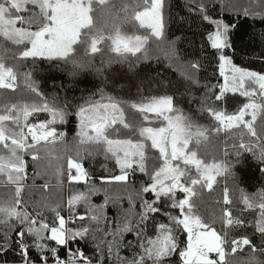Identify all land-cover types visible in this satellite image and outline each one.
<instances>
[{"label":"snow or ice","instance_id":"snow-or-ice-1","mask_svg":"<svg viewBox=\"0 0 264 264\" xmlns=\"http://www.w3.org/2000/svg\"><path fill=\"white\" fill-rule=\"evenodd\" d=\"M195 7L198 16L214 26V30L207 32V41L215 50L213 56L222 78V83L215 86L219 91L214 100L213 86L200 83L203 63L192 60L184 64L176 47L179 37L176 40L167 38L169 0H0V38L14 46L13 49L3 48V52L11 51L9 58L17 61L8 64L5 56L0 55V90L16 93L23 77L25 88L34 94L31 100L15 101L0 95V183L11 186L6 195L0 197V229H3L0 264H9V252L19 257L16 264H49L48 253L53 264H93L82 250L72 251L68 247L70 242L88 237L100 241L95 245L97 250L101 243L105 244L109 257L115 249L119 264H173L170 260L173 256L179 257L180 264H228V255L244 246H250L253 253L248 264H264V259H260L264 256V191L255 196L240 197L245 209L258 210L255 230L260 234V245H254L247 236L230 238L228 229L242 226L244 222L234 218L227 207L219 218L213 215L211 219H205L194 203V197L200 195L197 185L211 192L218 177H227L230 173L235 176L234 166L226 161L205 162L198 155L202 144L208 143L213 135L224 133L239 141L231 145L239 162L241 150L255 154L254 140L246 143L245 136L264 139L257 131L258 120L264 129V72L237 66L226 51L233 49L232 37L248 18L264 25V0H257L259 11L233 6V10L245 18L241 23L214 19L203 2L196 3ZM152 41L158 49L164 50L169 67L179 64L191 69L182 75L191 87H204L205 91L199 97V111L207 113L215 126L194 120L174 103L173 95H156L151 89H145L139 66L153 59ZM97 54L101 55L100 65L95 63ZM105 54L107 58H104ZM27 61L32 62L33 68L39 62L62 68L72 80L87 73L100 82L94 91L79 97V102L67 97L61 100L56 94L49 98L40 90L32 71H20L25 66L20 62ZM114 64L126 65L127 71L123 74L112 72L109 76ZM160 86L165 85L161 83ZM133 89L136 99L125 98L123 92ZM227 94L233 97L238 94L246 102L240 106L234 100L233 111L229 113L215 103L226 102ZM129 109L133 111L132 121L135 122L129 120ZM40 113H46L47 118L30 123V118L37 119ZM69 115L78 120L74 155L67 149L66 132L55 127L65 124ZM124 131L130 135L123 137ZM58 145L64 146L63 154L58 152ZM149 147L159 153V164L153 166L152 171L147 166V161L153 158L149 155ZM97 155L114 161L119 169L118 175L100 177L102 186L121 183L127 190L129 177L136 171L148 176L150 181L142 183L139 190L134 189L141 198V211L129 214L125 210L123 222L114 230L91 227V224L99 226L107 219L104 209L110 199L106 195L100 205L91 201V195L102 190L107 193V188L91 183V175L83 164L86 158ZM224 156H229L227 147ZM26 157L37 166L42 160L48 161L46 168L32 176L31 186L27 183ZM259 158L264 162V145L260 148ZM52 160L57 161L53 174L58 185L64 182L65 165L70 184L88 182L85 191L76 190L68 198L67 220L61 215L62 198L42 197L33 201L30 194L25 197L26 189L30 193L31 187L36 186L37 177L43 179L49 175ZM37 187L48 191L49 183L46 181ZM177 192L183 193V198L176 200ZM146 193H152L154 199L143 198ZM161 197L172 201L171 208L179 209V216L164 213L168 223H157L152 215L161 211ZM129 203L132 204L131 197ZM80 204L85 207L90 223L66 227L68 221L73 224L85 221V215L74 216L76 206ZM223 204H233L226 186ZM44 211L53 215L45 217ZM218 222L223 225L219 231L214 227ZM150 228L154 229V235H149ZM181 229L186 234V241L180 239ZM101 231L104 237H97L96 233ZM13 232L17 239L10 243ZM126 233L134 234L135 243L124 244ZM26 236L32 238L31 244ZM45 240L54 241L56 246L43 243ZM228 245L231 246L230 253ZM58 247L68 250L67 260L58 255ZM121 247L138 248L139 251H133L131 258H125L119 254ZM30 248L39 253L38 260L31 258Z\"/></svg>","mask_w":264,"mask_h":264},{"label":"trees","instance_id":"trees-1","mask_svg":"<svg viewBox=\"0 0 264 264\" xmlns=\"http://www.w3.org/2000/svg\"><path fill=\"white\" fill-rule=\"evenodd\" d=\"M205 3L208 6V12L214 19H223L225 22H237L241 23L245 21L242 15H238L237 11L233 10V6L236 9L242 10L245 7L250 8L252 11H259L257 8V0H169V13L166 16L167 21V38L169 40H176L179 37V41L176 45L180 52L181 59L184 64L188 61L200 60L203 63V68L200 70V83L201 85L213 86V97L218 94V87H215L219 83H222V78L219 77L218 70L216 68V62L213 56L215 50L211 49L209 42L207 41V32L214 30V26L209 25L207 21H204L202 17H199L196 10V3ZM189 8L192 11H189ZM19 26V25H18ZM35 28V26H33ZM131 31V29H126ZM141 32L143 30H140ZM233 39V49H228L227 54L232 57L233 62L240 67L247 68L249 70H254L258 72H264V25L260 23L259 20H253L248 18L244 26L240 28L239 31L235 32L232 37ZM13 49L14 46L9 42L3 41L0 38V55L5 56L8 64H15L17 61L10 59L12 52H3V48ZM152 49L151 56L153 59L149 60L147 63H142L139 66V71L141 76L145 80V89H151L152 94H171L174 96V103L181 107L186 114H189L194 120L200 124L207 126H215V122L207 113H201L199 111L200 100L199 97L204 93V87H191L188 82L184 79L182 72L191 71L186 67H181L179 64H173V66H168V61L164 57V50L158 49L156 47L155 41L150 44ZM107 58V54L105 57ZM158 58V59H157ZM101 55L97 54L95 58V63L100 65ZM24 63L25 66L20 69L21 72L32 71L34 78L37 80L40 86V90L47 97H51L56 94L61 100L67 97L70 101L79 102V97L82 95H87L89 92L95 90V87L99 84V80L91 74L85 73L76 80H72L62 68L54 67L47 62H39L33 68L32 62H20ZM127 71L126 65L114 64L108 74L111 76L112 72L125 73ZM149 81H152L149 83ZM161 83L165 86H160ZM135 89L132 92L125 90L123 95L125 98L136 99L134 95ZM191 93V94H190ZM0 95H7L10 100H31L34 98V94L28 92L23 84V77L20 78L19 88L16 93L5 92V90H0ZM195 97V98H194ZM98 98V97H97ZM238 101L239 105L242 106L246 102L245 98L239 97L236 94L233 97L231 94H227L226 102L218 101L215 102L216 105L222 106L229 113L233 111V101ZM74 111V110H73ZM138 115V114H137ZM133 116V111L128 110V117L131 122ZM46 113L37 114V119L30 118V123L39 122L40 120L46 119ZM250 117H246L249 119ZM261 121L257 122V131L264 137V129L261 128ZM58 131L66 132V142L69 154L74 155L76 137L75 133L78 130V120L74 115H69L67 122L63 125H55ZM130 135L127 131L122 132L123 137ZM30 139V138H29ZM227 140V144H225ZM249 140H254L256 148L254 149L255 154L252 152L243 153L240 161L237 162L235 157V150L232 149L231 145L233 143H238V140H233L231 137L226 136L224 133H220L218 136L213 135L210 141L206 144H202L199 148L198 155L205 162H227L232 164L233 174H229L227 177H220L214 184V188L211 192L207 189H201L199 185L196 186L200 195L194 197V203L196 205L197 212L205 219H211L213 215L219 218L222 215V210L227 207L233 213L234 218L242 220L244 223L242 226H237L228 229L231 239H241L247 236L253 241L254 245H260L261 239L260 234L255 230V220L258 217V210H247L240 200L241 195L255 196L261 191H264V162H261L259 158V151L262 145H264V139L255 140L245 136V142ZM190 147H193L190 145ZM227 147L229 156H224V149ZM58 152L63 154L64 146H57ZM150 158L147 161V166L149 171H152L153 166L159 164L158 156L159 153L156 150H152L149 147ZM28 161V185H32V176L36 171L42 170L47 167L48 161L42 160L37 166L35 162L31 161L30 157H26ZM52 167L48 168L49 175L45 178L37 177L35 180V185L31 187L30 193L26 189L25 197L27 198L30 194V198L33 201H39L42 197H49L51 200L63 199V208L61 210V215H63L66 220L68 218V208L67 200L70 195L76 191H85L87 186L86 182H81L79 184H70L67 180V170L65 165V175L63 177V184L58 185L56 177L53 174L56 167L57 161L52 160ZM85 169L91 175V183L101 187L100 177H108L112 175H118L119 169L112 160H105L102 155H97L94 158L88 157L83 160ZM193 175L195 174L194 169L191 170ZM49 183V190L45 191L42 186L45 182ZM149 182V177L136 171L134 175H130L128 183V188L121 183L105 184L102 187L107 188V193L103 190L91 195V201L94 205H100L104 203L105 196L107 195L109 203L104 209V213L107 219L103 224L97 226L96 224H91L94 229L100 227L104 230H114L118 223L123 222V215L125 210L129 214H136L141 211V198L136 195L135 190H139L142 183ZM225 186L229 189V196L233 201L232 205L225 206L223 204V193ZM11 186L0 183V197H4L9 191ZM183 193L177 192L175 199L179 200L183 198ZM129 197L132 199V204L129 203ZM145 199H154L152 193L143 194ZM219 201V203H217ZM171 200L166 197H161L159 202V207L161 211L152 214L155 217V222L168 223V217L164 215L165 212L171 213L172 215L179 216V209L171 208ZM134 205V207H133ZM31 211V209H29ZM53 214L48 211H44L45 217H51ZM85 215V221H77L75 224L68 221L67 227H77L81 224L87 226L90 222L88 221L86 209L80 204L76 206L74 216ZM151 223V221H150ZM217 230H221L223 225L217 223L214 225ZM154 229H149V235H154ZM12 240L10 243H14L16 233L13 232ZM48 235V234H46ZM97 237H104V232H97ZM105 239H111V237H105ZM181 241H186V234L182 233L180 235ZM26 240L29 244L32 243V238L26 236ZM3 241V229H0V242ZM129 241L135 243V236L133 233H126L124 235V244L127 245ZM100 241H92L90 237L86 240L72 241L69 243V248L72 251L80 249L84 254L89 257L93 264H119L114 254L109 257L107 254L106 245L101 243L100 250H97L96 244ZM43 243L49 246H54L55 242L50 240H45ZM227 251L231 252V246L228 245ZM68 250L60 247L59 256L63 259L65 258L66 252ZM133 251L138 252V248L133 247H121L119 249V254L121 257L131 258ZM30 255L33 260H38L39 253L34 249L30 248ZM253 255L250 246H244L243 249H238L235 254L228 255V264H248L250 257ZM259 255V254H257ZM49 264H53L51 254L48 253ZM9 264H16L19 257L13 252H9L7 255ZM260 259H264V256H260ZM173 264H180L179 257L173 256L170 258Z\"/></svg>","mask_w":264,"mask_h":264},{"label":"built area","instance_id":"built-area-1","mask_svg":"<svg viewBox=\"0 0 264 264\" xmlns=\"http://www.w3.org/2000/svg\"><path fill=\"white\" fill-rule=\"evenodd\" d=\"M73 172H74V170H73ZM60 254V249H59V251H58V255ZM67 257H68V251L66 252V255H65V258H63L64 260H67Z\"/></svg>","mask_w":264,"mask_h":264},{"label":"rangeland","instance_id":"rangeland-1","mask_svg":"<svg viewBox=\"0 0 264 264\" xmlns=\"http://www.w3.org/2000/svg\"><path fill=\"white\" fill-rule=\"evenodd\" d=\"M245 100H246V99H245ZM218 178H220V177H218ZM67 225H68V224H66V227H67ZM54 246H56V245H54ZM59 249H60V247H58V251H59ZM210 255L214 256L215 254H210Z\"/></svg>","mask_w":264,"mask_h":264},{"label":"flooded vegetation","instance_id":"flooded-vegetation-1","mask_svg":"<svg viewBox=\"0 0 264 264\" xmlns=\"http://www.w3.org/2000/svg\"><path fill=\"white\" fill-rule=\"evenodd\" d=\"M219 178H217V180H218Z\"/></svg>","mask_w":264,"mask_h":264}]
</instances>
